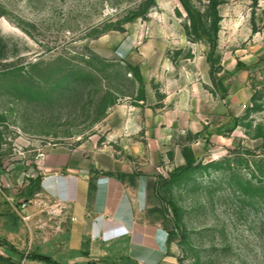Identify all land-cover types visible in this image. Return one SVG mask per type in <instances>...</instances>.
<instances>
[{"label": "rangeland", "instance_id": "rangeland-1", "mask_svg": "<svg viewBox=\"0 0 264 264\" xmlns=\"http://www.w3.org/2000/svg\"><path fill=\"white\" fill-rule=\"evenodd\" d=\"M156 3L0 0V264L61 255L70 213L40 185L53 151L89 170L110 156L132 172L109 175L143 177L147 216L173 234L170 264H264V73L253 63L264 10L218 5L222 99L208 42L179 0ZM191 3L209 27V0ZM237 62L248 68L234 72ZM184 146L199 163L179 173Z\"/></svg>", "mask_w": 264, "mask_h": 264}, {"label": "crops", "instance_id": "crops-1", "mask_svg": "<svg viewBox=\"0 0 264 264\" xmlns=\"http://www.w3.org/2000/svg\"><path fill=\"white\" fill-rule=\"evenodd\" d=\"M257 2L264 10V0ZM259 39L253 63L264 73V35L261 32ZM243 63L242 69L248 68L249 64ZM254 68L251 66L250 70ZM127 111L126 106L117 109L121 117ZM129 125V122L123 124L125 135L130 134ZM142 127L145 125L139 128ZM159 133L162 134L160 127ZM84 165L66 151L50 152L43 160L45 171L40 185L44 194L54 198L57 206L65 205L68 209H63L64 212L70 213L64 240L57 245L61 255L49 256L60 264L92 261L97 264H170L167 230L146 214V180L136 177L130 182L109 175L108 172L114 171L132 172L130 168L119 166L110 156L93 162L92 170ZM73 217L76 219L72 220Z\"/></svg>", "mask_w": 264, "mask_h": 264}, {"label": "trees", "instance_id": "trees-1", "mask_svg": "<svg viewBox=\"0 0 264 264\" xmlns=\"http://www.w3.org/2000/svg\"><path fill=\"white\" fill-rule=\"evenodd\" d=\"M179 2L181 3L183 9L185 10L187 17L189 18L190 28L192 33L199 39L208 42L209 51L206 55V61L210 67L209 77L211 79V82L219 92L220 97L222 99H226L227 89L225 85L222 83L221 78L218 76V73L221 70L220 54L217 51L219 21L221 19V16L218 11V5L221 3V0H209V8L211 10L213 17L211 25L209 27H207V25L203 22L200 11L197 10V8L191 3V0H179ZM149 3L152 6H155L157 4L156 0H149ZM6 58H7L6 44L2 40H0V61ZM243 67L244 64H242L241 62H237L234 72ZM208 143H209L208 140H206V144ZM182 156L184 158V164L180 169L179 173L185 172L195 167L199 163L197 162L194 152L190 146H184L182 148ZM117 177L123 179L124 175L119 174ZM36 180H31V181L33 182L36 181V184L39 185L40 177L37 178ZM172 209L175 212V215H177L176 207L173 204H172ZM171 236H173L172 233L169 235V240L171 239L170 238ZM9 248H10L9 253L11 255L13 254V255L21 256V254L18 251H16L11 245H9ZM27 258L29 260H36L38 262H41L42 264H60L47 254L34 253L27 256Z\"/></svg>", "mask_w": 264, "mask_h": 264}, {"label": "built area", "instance_id": "built-area-1", "mask_svg": "<svg viewBox=\"0 0 264 264\" xmlns=\"http://www.w3.org/2000/svg\"><path fill=\"white\" fill-rule=\"evenodd\" d=\"M0 192H2V184L0 183ZM26 204L24 203L23 206H25ZM76 218L73 217L72 220H75ZM89 264H97L96 262L92 261Z\"/></svg>", "mask_w": 264, "mask_h": 264}]
</instances>
